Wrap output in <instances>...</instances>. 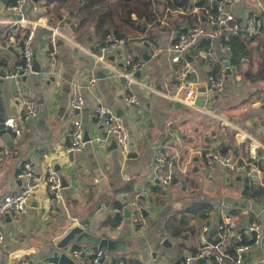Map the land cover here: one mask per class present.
Segmentation results:
<instances>
[{"label": "crops", "instance_id": "obj_1", "mask_svg": "<svg viewBox=\"0 0 264 264\" xmlns=\"http://www.w3.org/2000/svg\"><path fill=\"white\" fill-rule=\"evenodd\" d=\"M10 1L0 0L1 62L6 63L7 72L20 64L23 41L21 43V37L17 38L16 35L23 34V30L35 22L33 46L36 59L42 63L43 69L42 72L32 71L18 79L0 78V114L3 104L5 117L7 120L13 119L20 130L18 138L8 133L0 134V149L8 147L11 150L0 163V199L23 185L24 181L18 177V173L25 162H31L34 166L40 186L32 196L27 214L9 211L3 217L4 241L0 246V264H42L41 255L38 254L22 258H12L11 254L32 247L43 250L44 254H51L76 220L83 219L90 211L107 202L110 206L95 235L104 234L108 238L120 239L122 247L117 251L106 250L102 261L94 263V244L89 240H73L63 251L72 256L73 249L85 247L86 252L75 257L81 264H134L132 260L142 264L156 261L179 264L194 248L199 250L212 244L207 239L209 234H213V230L216 231L220 223L228 218L236 222V228L224 236L225 245L237 240L241 230L252 233L249 229L251 225L261 226V237L246 250L252 253L246 256L244 264H264L261 242L264 236V108L261 106L264 103V36L248 39V54L242 58L239 67L232 63L231 51L223 42L228 35L214 41L208 51L189 50V61L193 67L187 85L189 89L197 94L198 87L206 86L208 100L211 94L209 79L216 62L221 63V69H226L227 82L221 94H212L213 103L206 104L221 119L222 126L214 133L219 137L215 147L194 149L184 145L181 148L178 146L179 138H187L185 112L187 108L200 107L189 103L186 89H179L175 78L177 65L171 60L170 47L180 30L191 26L184 18L186 15H197L198 19L202 15V25L212 28L210 19L196 6L198 0H190L192 4L186 11H169L160 4V24L145 25L142 31L129 34L122 39L124 42L118 40L114 44H100L93 27L80 37L75 19H71L76 24L75 30L65 21H50L46 0L27 3L23 16L30 22L23 26L17 23L21 14L10 9ZM230 10L240 18L262 16L264 0H237ZM45 28L52 33H47ZM53 34L57 37L58 48L54 58H50V38ZM2 40L9 44L3 45ZM154 49L157 51L155 56L152 54ZM142 51H146L151 58L144 59ZM103 53L107 64L98 62L95 56ZM112 57L115 59L112 60ZM126 57L145 63L141 75L136 76V81L131 85L138 97L136 104H129L126 100L130 93L129 81L121 74ZM107 66L111 72L99 78L98 72ZM92 72L98 77L97 83L94 86L88 82L84 84L85 78ZM75 92L86 98L85 106L78 111L71 106ZM31 99H43L47 112L40 113L26 126L27 120L21 122V116L27 101ZM101 104L110 105L116 112L122 111L123 114L118 115L127 124L128 131H132L129 134L135 139V148L127 153L120 152L119 148L107 149L112 137L105 138L106 131L93 117L95 107ZM76 119H81L84 134L88 130L92 139L85 142L82 149L75 150L71 159V130ZM34 131H40V134L36 135ZM11 139H14L17 150L7 145ZM253 142L258 143L255 160L258 169L247 177L242 167L252 155ZM220 145L233 150L236 161L242 166L237 171L230 170L232 184L229 190L224 188L220 178L210 180L209 177L205 180L197 172L201 165L206 167L203 150L218 149ZM160 146H166L170 153L178 152L176 163L182 166L178 169L171 190L170 185L169 188L162 187L154 179L155 152ZM130 151L134 154H130ZM49 163L69 184L63 183L59 202L50 196L45 183ZM187 163L194 165L192 171L186 167ZM218 166L219 163H216L211 167L214 168L213 175L217 177L220 173L215 168ZM97 167L106 178V184L102 186L95 173ZM180 181L182 184L179 185ZM259 187L262 190L258 193ZM224 196H230L232 202L240 205L227 207L222 202L218 204V198L223 201ZM136 198L146 213V224H135L132 214L125 216L124 210L119 224L112 225L111 217L116 212L114 201L119 199L129 206ZM250 200H255L261 206L262 216L249 209ZM204 203L211 204L206 216L199 213ZM182 229H187V233L180 237L173 235L174 230ZM166 237L175 245H163ZM208 263L207 258L205 264Z\"/></svg>", "mask_w": 264, "mask_h": 264}, {"label": "built area", "instance_id": "obj_2", "mask_svg": "<svg viewBox=\"0 0 264 264\" xmlns=\"http://www.w3.org/2000/svg\"><path fill=\"white\" fill-rule=\"evenodd\" d=\"M31 0H16L15 3L10 5V9L17 11L22 16L17 20V23L21 25H27L28 21L24 16V10L27 3ZM237 0H208L206 11L208 12L211 8L217 7V14L214 18H211L212 28H208L203 25H195L190 27L187 31L181 32L177 35L176 41H174L170 47L171 60L176 63L175 78L178 82L180 90H187V97L189 103L194 104L195 91L187 87L190 76L193 72V67L191 62L187 58V53L190 47H194L198 44L202 38H211V45L214 41L219 40L222 35H242L247 38L264 36V14L262 16L249 15L244 18L238 17L235 13L230 10V7ZM61 21H65L61 19ZM34 25H28V33L23 40L21 53L24 58V62L17 65L14 70L7 72L6 77L9 79H18L24 75H28L33 71L34 64ZM110 41H118L114 36H109ZM124 42V40H122ZM51 50L49 52V57L54 58L57 52L58 43L57 37L53 34L50 38ZM153 56L157 54L154 49ZM98 62L107 64L106 55L103 53L101 55L95 54ZM143 61H134L130 57H126L123 65L121 74L128 79V86L130 88V93L127 95L126 100L129 104H136L138 102V97L136 93L132 90V84L136 81V72L141 70L144 66ZM2 62L0 56V78H1ZM98 81V77L95 72H92L88 76V83L94 86ZM227 82L226 69L220 70L218 76H211L209 79V93L210 98L206 101L205 106L200 107L202 111L216 116L214 110L211 106H206L207 102H213L211 98L213 93L221 94ZM86 103V98L81 93L75 92L71 98V106L75 110H81ZM39 103L36 99H31L27 101L26 107L22 113L21 118L23 120L35 119L39 116ZM93 117L98 122L109 137L114 138L118 143V148L122 153H127L130 149V134L128 131L127 124L122 119L121 116L110 106L101 104L95 107L93 111ZM10 125L14 124L13 119L7 120ZM264 134V131H263ZM84 138V126L81 119H76L74 121L73 128L71 130V144L70 149L80 150L85 144ZM258 147L257 142H253L251 145V158L253 161H249L245 166H240L234 157V151L229 150L228 153L223 154L218 149H207L206 152V164L209 167L214 166L216 163L223 164L227 169L231 171H237L242 167V172L245 176H252L258 169L255 164L256 150ZM11 153L8 147L0 149V163ZM178 157V152L170 153L166 146H160L155 152V163L153 167L154 179L162 186L168 187L171 185L175 178V165ZM18 177L21 178L24 183L16 191L9 192L5 194L0 199V246L4 241L3 234V217L9 212L13 211L21 215L28 213L31 206V199L35 190L40 186V181L37 177L36 170L31 162H25L21 167ZM45 183L50 196L57 202L61 200L62 188H63V178L52 163H49L46 170ZM138 197V196H136ZM137 198L129 203V207L132 212V220L135 224L143 226L146 224V215L141 205L137 203ZM126 206L122 209L124 212ZM219 229L222 230L221 236L223 237L221 241L216 244H210L203 247L197 253H190L186 255L179 264H193L198 262L200 258H208L210 255H215L217 261L221 264L225 263V257L228 256L226 251V245L224 241V236L230 230L236 228V222L228 218L225 222L220 223ZM250 231L256 233L257 238L261 237V226L259 224H253L250 226ZM249 249V246H242L237 248V258L235 259V264H244L242 258L243 252ZM86 252L85 247H80L73 249L71 254L73 257H77L80 254ZM106 256V250L97 249L93 256L94 263H100L102 259ZM116 264H120L116 263ZM151 264H166L164 261H156Z\"/></svg>", "mask_w": 264, "mask_h": 264}, {"label": "trees", "instance_id": "obj_3", "mask_svg": "<svg viewBox=\"0 0 264 264\" xmlns=\"http://www.w3.org/2000/svg\"><path fill=\"white\" fill-rule=\"evenodd\" d=\"M16 0H11L10 3H15ZM208 0H198L196 6H199L204 11V16L211 20L217 14V7L211 8L208 12L206 11ZM162 4L165 9L171 10H188L192 4L190 0H46L45 5L49 13V20L54 19L61 20L66 18L75 19L78 23L77 33L80 37H83L87 31L93 27V31L96 34L100 44L109 43V36H114L119 40L126 39L129 34H134L137 31H142L143 27L149 24H160V15L162 14L159 10V5ZM186 15L184 18L190 23V27L195 25H202L203 16L200 15ZM189 27V28H190ZM181 29L179 33L187 31L189 29ZM28 29L23 30L24 33L17 34L16 37L22 39L26 37ZM253 38V37H251ZM247 37L242 35H229L224 38V44L231 51V61L237 67L240 66L242 58L247 55ZM2 44H9L2 40ZM6 46V45H5ZM211 48V42L208 38H202L196 46L192 49L208 51ZM24 62L23 56H21L20 64ZM221 70V63L216 62L213 64L212 76H218ZM263 100V99H262ZM207 149L203 150L204 159L206 162ZM218 150L226 154L229 151V147L226 145H220ZM249 161H253L250 157ZM263 167V165H261ZM249 186V185H246ZM262 187L257 189L258 193L261 192ZM126 206L125 202L119 199L114 201V208L116 209L115 214L111 217L112 225L116 226L122 220V209ZM211 204L204 203L201 205L199 213L203 216L208 215V211ZM184 219V218H183ZM221 229H216L214 234H209L208 240L210 243L216 244L222 240ZM183 233H187V229L174 230L173 235L180 237ZM256 233L246 232L245 230L240 231V236L233 243L226 245V251L228 256L225 257V264H235L237 258V248L242 246L253 247L257 242ZM208 244V243H207ZM206 246V244H204ZM201 249L194 248L192 253H197ZM93 257V256H92ZM208 264H220L215 255L208 257ZM134 264H142L139 261L132 260ZM131 261V262H132Z\"/></svg>", "mask_w": 264, "mask_h": 264}, {"label": "water", "instance_id": "obj_4", "mask_svg": "<svg viewBox=\"0 0 264 264\" xmlns=\"http://www.w3.org/2000/svg\"><path fill=\"white\" fill-rule=\"evenodd\" d=\"M35 1H38V0H35ZM19 17H21V15H19ZM65 22L68 23L72 29H74V30L76 29V24L71 20V18H69V17L66 18ZM44 30L49 34L52 33V31L48 28H45ZM208 40L211 41V38L209 37ZM115 42L116 41H114V40L110 41L111 44H114ZM189 49L191 50L192 47H190ZM145 52L146 51H142L141 54L143 55L144 59L149 60L151 58V55H147V53H145ZM187 58L190 59V55L188 53H187ZM111 59L114 60L115 58L112 57ZM41 64L42 63L36 59V55L34 54L33 71L42 72L43 67ZM5 67H6V63H2V69H1V77L2 78H5L6 74H7ZM110 72H111V68L107 66L103 69V71L98 72V77L104 78L106 76V74L110 73ZM140 75H141V70H138L136 72V76H140ZM87 82H88V77L85 78L84 84L87 85ZM0 86H2L1 82H0ZM207 97H208L207 87L206 86L198 87L197 94H196L195 99H194L195 105H197L198 107L205 106V103L207 101ZM38 102H39L40 113L45 114L47 112V109H46V105L44 103V100L39 99ZM261 106L264 108V103ZM1 107H2V109H1L2 112L0 114V134L4 135V134L8 133L12 137L18 138L19 133H20L19 128L17 127V125L15 123L13 125H10L7 123V118L5 117V114H4L3 104H1ZM117 113L119 115L123 114L122 111H117ZM30 124H31V119H28L26 121V126H29ZM34 133L36 135H39L40 131H34ZM129 133L132 134V131H130ZM104 135H105V138L108 137L107 133H105ZM91 139H92V137H91L89 131L86 130L83 140L85 142H87V141H90ZM134 140L135 139L133 136L130 137V149L135 148ZM7 145L13 149H16V148H14V145H15L14 139L7 141ZM117 148H118L117 141L114 138H111V141L108 144L107 149L108 150H115ZM74 151H75L74 149H71V151L69 152L71 159L73 158ZM129 153L134 154L133 151H130ZM57 168L60 169V166H58ZM95 173H96L97 178L99 180V185L102 186L103 184H106V178L104 176V173L101 171V169L99 167L95 168ZM64 182H65V185H69L63 179V183ZM221 202L223 203V205H225L227 207H235L237 205H240V203L232 202V198L230 196H224L223 201L219 197L218 198V204ZM109 204L110 203H108V202L101 204L96 209L90 211L89 214L86 217H84L83 219L76 220L68 228V230L66 231L64 236L61 238V241L58 243V245H57L58 247L55 250H53V252L51 254H44L43 250L38 249L36 247H32V248L26 249V250L19 249L17 251H14L11 254L12 258H15V257H21L22 258L24 256H30V255L38 254V255H41L42 264H81V263H79V261H77L75 259V257H73V256L69 255L68 253H66L65 251H63V248H65L73 240H76L77 242H86L89 240L91 243L94 244V246H93L94 249H103V250H109V251H117V250L121 249L122 240L108 238L104 234L95 235V232L98 229L99 224L102 222L103 216L105 215L106 211L108 210V208L110 206ZM126 205L127 206L125 208V216H130L132 214L131 208L128 206V203H126ZM249 209H251L252 211L257 213L259 216H262V214H263V212H261V206L258 205L255 200H250ZM246 212L248 213L249 211L247 210ZM214 233H215V230H213V234ZM261 242H262L263 247H264V236L262 237ZM162 244L167 246V247H172L175 245V242L171 241L168 237H166ZM251 253H252V251L243 252V254H242L243 260L246 258V256L248 254H251ZM206 260H207L206 257H202L199 259L198 262H194L193 264H205Z\"/></svg>", "mask_w": 264, "mask_h": 264}, {"label": "rangeland", "instance_id": "obj_5", "mask_svg": "<svg viewBox=\"0 0 264 264\" xmlns=\"http://www.w3.org/2000/svg\"><path fill=\"white\" fill-rule=\"evenodd\" d=\"M185 113H187L186 114L187 124L185 126V135H187V138L183 139L182 137H180L179 138L180 144L178 143V146L183 148L184 145H188L190 148H194V149L203 146L215 147L216 141L218 140L219 137L217 134L214 133L215 130L218 129V127L222 126L221 119H218L217 116L207 114L205 111H202L196 107L187 108ZM23 121L25 120L22 119L21 122ZM205 166L206 167L201 165V168L197 171L198 174L203 175L205 180L209 179V177H211L210 180H216L217 178H220L222 183H224V188L227 190L230 189V185L232 184L230 177L232 174L229 169H227L223 164H219V166L215 168L220 173L219 177H217L213 175L214 168L209 167L207 164ZM186 167L192 171L194 165L192 166L191 163H187ZM181 168L182 166L181 165L178 166L176 163L175 165L176 175L179 173L178 169ZM180 183L182 184L181 181L179 182V185ZM171 188L172 186L170 187V190Z\"/></svg>", "mask_w": 264, "mask_h": 264}]
</instances>
